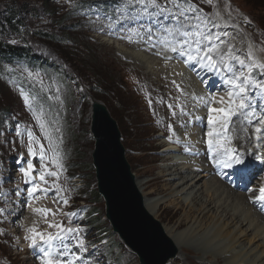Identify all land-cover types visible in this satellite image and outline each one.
I'll return each instance as SVG.
<instances>
[{"label": "rangeland", "instance_id": "1", "mask_svg": "<svg viewBox=\"0 0 264 264\" xmlns=\"http://www.w3.org/2000/svg\"><path fill=\"white\" fill-rule=\"evenodd\" d=\"M190 3L201 11L193 12L184 8L183 6H187L186 0H179V8L170 0H157L159 7H153L147 0L143 3L133 0L131 4L126 0H0V42L22 47L36 56L41 66L49 68L48 66L58 65L64 74L63 77L61 73L40 70L39 65L23 66L24 59L19 60L18 64L0 61V230H3V234H0V264H34L27 257L29 252L22 254L17 247L19 233L14 230L12 221L18 223L22 214L26 213L23 211L13 220L16 211L20 209L18 199H21L17 190L19 185L15 180L25 179L21 172L20 177H17L16 171L26 168L29 160L36 169L32 173L34 178L38 179L40 170L38 155L30 157L27 146L20 145L15 140V135L20 131H31L45 150H48V140L40 132L36 115H42V122L53 143L58 144L63 169H56L50 162L48 166L51 167L50 170L60 171L58 183L64 190L61 196L72 199L69 206H63V209L65 208L66 213H74L70 216L73 223L85 221L82 222V227H77L80 233H88L84 248L77 249L75 240L65 241L71 253L81 257L76 264H81L83 256L90 255L92 251L93 264H139L138 256L112 232L105 218L103 199L94 200L97 186L92 166V105H104L115 120L121 135V145L125 149V158L134 177L136 170H146L143 181L155 180L153 178L158 172L156 167L160 166L156 153L166 156L165 143L168 139H175L174 132L178 127L175 117L181 108L180 99L184 96L177 92L172 85L173 81L162 72L158 63L146 62L132 54H142L156 46L153 28L158 27L159 22H165L163 26H167L178 18L187 20L190 31L183 34L185 38L207 44L205 36L211 35L215 38L219 35L220 39L214 42L219 45L225 41L227 48L220 49L226 59L240 56L250 62L247 61V53L251 45L253 58L264 62V0H213L211 6L204 0H190ZM101 5L105 7L102 8ZM155 12L158 20L152 18ZM171 12L173 17L168 15ZM11 13L16 21L12 26L7 20ZM148 17H151L150 21L145 19ZM66 29L70 33H65ZM197 32L200 35H195ZM224 33L228 35L225 36ZM56 39L61 42H56ZM136 44L139 45L135 47ZM229 62L234 68L237 67L234 61ZM33 64L36 62L33 61ZM198 68V78L203 83L207 82L208 69L201 67L199 63ZM222 69L224 76L226 73ZM2 73L13 76L16 84L11 78L6 82L7 75ZM254 75L260 79L258 70L253 73V78L257 79ZM147 79L159 83L156 87L160 89L154 94L151 89L149 91L147 86L141 84ZM163 81H167L171 87L159 86ZM164 92L175 98L177 112L169 107L170 102ZM219 93L222 91L217 87L213 95ZM256 95L258 110L260 115H264V96L251 89V97ZM25 97H28L31 107L26 104ZM32 108L35 110L33 115ZM237 131L247 132L246 125H240ZM34 147L39 152L40 145ZM14 164L21 167H15ZM47 179L51 183L54 177ZM254 180L259 185L262 175ZM211 185L213 186L212 178L207 175L198 182V189L203 197L215 201V208L205 219L206 227L202 234L212 231L210 223L216 221L215 211L220 213V210L226 209L230 214L239 217L243 226L239 227V224L230 222L228 216L217 222V226L237 234L239 242L232 247V251L227 252L222 248L229 246V242L222 237L212 242L211 249L207 246L206 252L201 250L205 245L199 244L202 240L198 236L196 243H191L196 247L189 255V264L214 263L213 259H199L202 256L207 257L204 253L210 251L211 257L221 254L227 261H234V264H256L252 256L256 252L264 256V240H261L264 232L259 231L253 224L252 220L256 219L252 213L235 210L228 202L210 197L213 193ZM205 186H210L211 189L205 191ZM30 187V184L25 185L26 189ZM167 187L169 185L163 187L160 181L152 186L154 190ZM185 193L188 191L183 193V196L188 197ZM54 194L49 192L48 196L52 197ZM177 197L180 198V194ZM166 199V196L158 192L151 200L161 202ZM49 200L52 201L51 198ZM36 202L34 200L31 206ZM61 219L60 223L65 224L69 216ZM154 220L163 229L162 222L155 218ZM186 231L187 228H182L179 233ZM166 237L168 238L167 235ZM168 239L164 243L169 249L173 247L176 255L166 264H185L182 261L183 253ZM87 242L90 244L87 245ZM249 249L254 251L248 255ZM219 251L221 252L217 253ZM39 257H42V253ZM71 258V254L67 255V260ZM243 258L246 259L241 262L240 259Z\"/></svg>", "mask_w": 264, "mask_h": 264}, {"label": "bare ground", "instance_id": "2", "mask_svg": "<svg viewBox=\"0 0 264 264\" xmlns=\"http://www.w3.org/2000/svg\"><path fill=\"white\" fill-rule=\"evenodd\" d=\"M188 28L189 23H187V21H180L176 19L169 26H162L153 30V39L156 42L155 47L150 48L148 51L142 54L141 52H132L134 56H138L146 62L152 61L158 63L162 72L173 82H175H172V85L176 88L177 92L184 96L180 99L181 112L175 117V121L179 124V126L176 128L175 138L177 141H181L186 146L187 149L185 152H187L186 155L188 156H181L179 154V150L176 147L167 144L168 147L165 149L166 154H164L166 156H160L158 152L156 153V158L158 159L157 162L160 164V166L156 167L158 172L156 171L157 174L153 178L155 180L143 181V178L146 176V170H136L135 186L142 196L144 210L150 216L162 222L163 232L168 236V238L171 239L174 246H176L177 249L183 253L182 261L185 264H189L191 262L189 255L196 247L191 243L192 241L196 243L198 236H201L200 240H202V242L199 244L202 246L205 245V247L201 249L202 251L207 252L208 247L211 249L210 245L212 242H214L216 239L220 240L222 237H225L229 242V246L222 248V250L225 249L227 252L232 251V247L239 242L238 235L227 230V228L223 229V227L217 226V222H220L222 218L224 219L228 216L230 222H235V225L239 224V227L243 226L239 217L234 214H230L231 212H228L226 209L220 210V213H218V210H216L214 214V219L216 221H212L210 223V225L212 224V231L208 232V234L210 233L209 235L202 234L206 227L205 219L207 215L215 208L213 207V203L215 201L213 202L211 199L204 198L202 192H200V189H198V182L204 177V175L214 177L212 178L213 186L211 185L213 193L212 196L210 194V197L228 202L230 204L229 206L235 210L242 212L247 211L248 214L252 213L253 217L256 219V221L252 220L253 224L259 228V231L264 232V212L260 211L259 204H253L249 195L239 194L235 192V190L229 185L231 178H234L239 170H245L246 168L257 170L260 164L256 162L255 158L260 157V161L264 162V137H262L261 140H257L259 150L257 151L256 155H253L252 152H250L247 148L248 138L246 133H249V124L246 125L247 132L240 133L237 131V129L241 123L234 119L235 131H230L229 135L233 138L232 145L238 150L236 155L241 157L243 163L239 164L237 170L231 169L229 164H225L219 169H216L215 174H212L210 167L207 165V161H209V152L204 148V145H207L206 133L208 131V111L207 108L203 106V102L198 99L199 97H208V93L206 87L202 88L197 83L196 79L192 77V67H194V63L182 64L180 61H175L174 59L176 56L181 61L182 59H186V57L181 58L178 55V52H173L171 50L173 47L179 50L181 44L185 41L187 42L185 47L188 46L189 41L180 37V34H183ZM199 43L201 45H205L204 42ZM113 44L117 45L115 42H113ZM138 45L139 44H136L135 47ZM219 45L220 48H227L225 41ZM192 48H195V45H193ZM147 54L153 57H149ZM209 71L211 72V79L209 80L210 82H208V86L215 90L217 89V83H220L218 86L223 89L225 85L221 80V77L223 76L221 74V70L214 72L213 70L209 69ZM162 79L163 78H161V80ZM163 83H160L159 86L162 87L165 85V88L171 87L168 85L167 81H163ZM141 84L143 86H147L146 88L149 89V91L151 89L152 94L160 89V87H156L159 83L156 84V82H152L149 79L143 81ZM164 93L169 99V106L172 107V111L177 112L178 108L174 106L175 98L170 97L168 92ZM223 95L224 94H218L217 98ZM225 99H227L226 96ZM212 106L218 108L221 105L214 104ZM197 117L200 119H197ZM185 120H188V122ZM14 165L16 167V164ZM158 181H160L163 187L164 185H169V187L163 190H154L152 186L157 184ZM211 187L205 186V191H209ZM187 191L188 193H185V195L189 196H183V193ZM158 192L166 196L167 199L161 202H153L151 199ZM207 193L209 194V192ZM179 194L180 198L177 197ZM18 207H20V209L16 211V214L21 215L22 212L25 211V207L23 204H21V201L19 202ZM30 208H32V210L28 209L25 213L26 216L22 214L26 220L24 222L17 223L14 227L17 233L23 230V233L30 234L27 230L32 227H36V229L41 232L40 228L44 224V219L33 213V209H35L33 206ZM14 219H17L16 216L13 217V220ZM12 225H14L13 221ZM182 228H187L186 233H179ZM243 233L244 231L242 234ZM257 238L258 237H256V239ZM261 240H264V236L261 237ZM253 251L254 250L249 249L248 255L252 254ZM210 252L204 253L207 257L202 256L199 259L203 260L204 258L203 261L213 259L214 263L210 264H234V261H230V258H228L229 261H227V258L221 256V254H216V256L213 258L210 256ZM220 252L221 251L217 253ZM214 253H216L215 250ZM262 255L263 254L261 253L259 255L257 252L253 254L252 257L256 264H264V256L262 257ZM244 259L246 258L240 259V261L243 262ZM65 260L66 258L64 257L63 262ZM202 263L205 264L204 262Z\"/></svg>", "mask_w": 264, "mask_h": 264}, {"label": "snow or ice", "instance_id": "3", "mask_svg": "<svg viewBox=\"0 0 264 264\" xmlns=\"http://www.w3.org/2000/svg\"><path fill=\"white\" fill-rule=\"evenodd\" d=\"M127 3H133V0H126ZM137 3H143L144 0H136ZM177 8L180 7L179 0H170ZM208 5H212L213 0H204ZM147 3L153 7H159L157 0H147ZM187 7L193 12H199L201 10L196 9L194 5L190 3V0H186ZM200 18L199 16L197 17ZM218 26V25H217ZM195 35H200L199 32ZM225 36L228 33H224ZM207 40V44L201 45L199 41L195 42V48L191 45L185 47L187 42H183L179 50L173 47V52H178V55L185 64L199 63L201 67L211 69L214 72L220 71V65H223V71L226 75L221 77L222 83L225 85V95L219 96L214 94L208 97H199L198 99L203 102V106L207 108V148L212 152L214 157L221 159L226 165L231 163L241 164L243 163L240 156L236 155L237 148L232 146L233 138L229 135L230 131H235L234 119L239 121L243 126L246 121L248 124H252L254 119H258L261 124H264V115H258L255 112V105L252 103L250 89H254L264 96V62L253 58L252 46H249L246 59H242L240 56H231L226 59L220 46L214 42L219 40L220 36L215 38L211 35L204 37ZM264 50V49H262ZM218 57V59H217ZM229 60L234 61L237 67H233ZM259 72L260 79H254V71ZM203 82V81H202ZM175 83V82H173ZM179 87V86H177ZM225 96L227 99H225ZM25 102L28 104V97H25ZM219 104L220 107H213L212 105ZM31 107L30 104H28ZM171 107V106H169ZM183 114V113H182ZM35 119L38 122L40 132L44 139L48 140V150L46 151L44 146L40 144V140L31 132H28V155L30 157H36L38 155L40 165L38 172V182L36 178L32 176L35 171V166L31 160L27 163L26 168H21L20 172L24 176V182L30 184L28 189V207L34 200L39 199L37 193H40L45 199L51 198L54 204L62 206L68 205V199L61 196L64 191L58 183L60 171L50 170L48 162L51 163L58 170L63 169V165L60 163L61 156L58 149V144H54L51 135L47 131L45 124L42 122V115H36ZM197 119H200L197 117ZM257 140H261L264 137V129L261 127H255ZM35 145H40L39 152L36 151ZM49 153L51 156L49 157ZM258 159L260 157H257ZM47 177H54L55 179L50 183ZM45 185L46 187H42ZM49 192H54L52 197L48 196ZM253 203L260 204V211L264 212V186L259 189V195L255 197ZM60 212V208H57L56 212H53L49 208L33 209V213L42 217L47 222L48 216L55 217ZM63 215L71 216L74 213H63ZM49 228H55L57 231L55 234H44L39 232L36 227L29 228L27 231L31 234L25 236L26 240H29V246L32 249H37L42 252L41 262L42 264H64L63 261L54 256L53 248L56 247L58 251L62 250L65 256L71 254V259L67 260L66 264H76L81 259L78 254L71 253L68 248V244L65 243L70 236H78L80 233L79 228L68 227L64 228L60 222L48 223ZM0 234H3V230H0ZM39 241V244H38ZM59 242V244H57ZM78 248H84V240L79 239L77 242Z\"/></svg>", "mask_w": 264, "mask_h": 264}, {"label": "water", "instance_id": "4", "mask_svg": "<svg viewBox=\"0 0 264 264\" xmlns=\"http://www.w3.org/2000/svg\"><path fill=\"white\" fill-rule=\"evenodd\" d=\"M90 132L97 192L104 201L105 218L112 232L138 256L139 264H166L175 257L176 250L168 248L164 240L169 239L163 229L144 210L117 124L100 103L92 105Z\"/></svg>", "mask_w": 264, "mask_h": 264}, {"label": "trees", "instance_id": "5", "mask_svg": "<svg viewBox=\"0 0 264 264\" xmlns=\"http://www.w3.org/2000/svg\"><path fill=\"white\" fill-rule=\"evenodd\" d=\"M13 18H14V14L12 13L9 14V16L7 17L8 23L11 26L14 25V23H16V21ZM64 32L70 33L68 29L64 30ZM55 41L61 42V41H57V39ZM8 58L24 59V60L33 59V60H37L38 61L37 63H39V60L36 59L34 55H31L29 51H25V49H23L22 47L10 46V45H6L5 43L0 42V61L8 59ZM100 198L101 197L98 194V192L94 193V200H97Z\"/></svg>", "mask_w": 264, "mask_h": 264}]
</instances>
